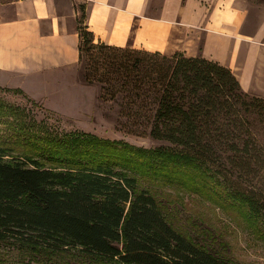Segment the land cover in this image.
<instances>
[{"label":"trees","instance_id":"obj_1","mask_svg":"<svg viewBox=\"0 0 264 264\" xmlns=\"http://www.w3.org/2000/svg\"><path fill=\"white\" fill-rule=\"evenodd\" d=\"M83 17L81 7L78 49L79 61L84 55L88 61L85 82L99 85L100 99L119 102L128 133L167 145L147 150L85 134L70 152L53 144L52 155L68 159L55 167L5 158L0 148V242L79 249L118 264H236L175 229L134 172L153 171L158 161L160 170L177 176L195 165L203 189L213 179L215 194L222 188L228 202L264 216V184L232 183L235 172L264 182V152L246 116L264 112V97L250 96L229 68L201 56L95 41Z\"/></svg>","mask_w":264,"mask_h":264},{"label":"crops","instance_id":"obj_2","mask_svg":"<svg viewBox=\"0 0 264 264\" xmlns=\"http://www.w3.org/2000/svg\"><path fill=\"white\" fill-rule=\"evenodd\" d=\"M81 7L95 41L201 56L264 97V0H2L0 85L58 110L45 87L74 84Z\"/></svg>","mask_w":264,"mask_h":264},{"label":"rangeland","instance_id":"obj_3","mask_svg":"<svg viewBox=\"0 0 264 264\" xmlns=\"http://www.w3.org/2000/svg\"><path fill=\"white\" fill-rule=\"evenodd\" d=\"M87 62L84 55L72 70L75 85L66 81L65 89L55 83L45 87L50 94L48 105L53 104V108L58 110L0 85V148L7 151L9 156L5 158L34 159L48 167L60 166L68 159L52 155L53 144H63L61 146L70 152L77 148V137L85 134L147 150L167 145L165 141L126 131L123 126L125 119L119 113V102L100 99L99 85L85 82ZM55 89L60 93L54 92ZM246 116L247 127L264 152V112L253 110ZM153 164L156 167L153 171L134 173L140 187L156 198L162 214L175 229L236 264H264L263 215L250 213L242 205L231 204L222 196V188L218 190L219 194H215L212 191L214 187L210 188V185H215L213 179H207L209 184L203 189L199 180L201 170H197L195 165L187 164L184 172L174 176L160 170L158 161ZM212 172L207 171L213 177L215 174ZM188 174L193 175L190 182ZM258 178L253 173L239 176L235 172L232 183L261 187L264 182ZM219 181L224 184L220 177ZM103 260L79 249L32 250L18 242H0V264H118Z\"/></svg>","mask_w":264,"mask_h":264}]
</instances>
